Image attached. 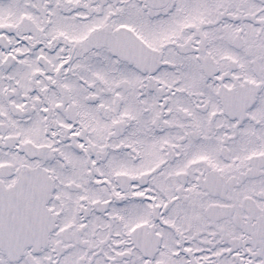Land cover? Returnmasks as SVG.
I'll return each mask as SVG.
<instances>
[{
  "label": "snow or ice",
  "instance_id": "snow-or-ice-1",
  "mask_svg": "<svg viewBox=\"0 0 264 264\" xmlns=\"http://www.w3.org/2000/svg\"><path fill=\"white\" fill-rule=\"evenodd\" d=\"M0 264H264V0H0Z\"/></svg>",
  "mask_w": 264,
  "mask_h": 264
}]
</instances>
